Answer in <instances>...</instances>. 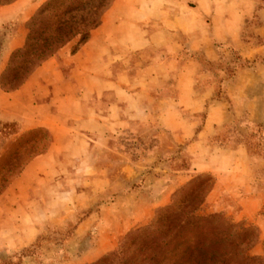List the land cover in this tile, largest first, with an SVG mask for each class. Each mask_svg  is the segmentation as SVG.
I'll return each mask as SVG.
<instances>
[{"label":"rangeland","instance_id":"1","mask_svg":"<svg viewBox=\"0 0 264 264\" xmlns=\"http://www.w3.org/2000/svg\"><path fill=\"white\" fill-rule=\"evenodd\" d=\"M14 1H0V8ZM47 1L40 0L27 18L25 0L17 11L0 14V74ZM224 1L214 0L216 7ZM250 3L245 11L242 2L238 13L215 10L216 21L237 17V24H212L211 14L191 13L189 32L197 38L190 42L183 34L178 43L157 48L192 64L184 99L172 100V76L151 62L156 48L133 52L122 63L127 119L103 133L80 128L63 113L59 136L65 145L53 146L56 136L40 121L34 103L25 109L18 100V108L37 120L23 129L20 119H0L14 121L10 130L16 131L0 133V196L13 192L26 165L42 167L39 157L47 153L62 167L50 168L46 184L34 189L44 201L25 215V244L17 237L24 230H13L10 245L0 247V264H142L151 250L138 252L125 236L153 223L156 210L197 178L202 202L192 201L190 208L199 216L214 215V221L224 219L222 224L234 225L230 232L250 228L243 241L255 235L253 241L238 251L264 264V0ZM84 10L70 13L71 24L79 15L87 18ZM79 39L75 35L64 46L73 52L87 38ZM36 67L16 89L0 90L18 91ZM169 106L177 114L172 122L162 115Z\"/></svg>","mask_w":264,"mask_h":264},{"label":"crops","instance_id":"2","mask_svg":"<svg viewBox=\"0 0 264 264\" xmlns=\"http://www.w3.org/2000/svg\"><path fill=\"white\" fill-rule=\"evenodd\" d=\"M21 1L1 7L0 14L17 11ZM39 2L25 0V18ZM242 2L245 11L249 10L250 0H225L223 4L217 2L219 7L214 0H112L103 11L100 23L75 51H68L69 44L63 46L42 61L18 91L4 93L0 90V119H20L23 129L30 128L37 118L19 109L17 103L22 100L25 109L34 103L40 121L48 123L56 136L57 142H53V146L65 145V137L59 136L63 126L60 115L63 113L75 118L76 126L96 134L103 133L111 125H121L127 119L122 99L123 83L126 82L123 65L130 55L146 46L157 49L176 44L183 34L190 42L196 39L197 33L189 32L191 13L202 17L211 14L212 24H237V17L235 20L226 17L222 22L216 21L214 12L218 9L238 13ZM20 43L19 37L17 44ZM172 56L157 49L150 59L172 76V100L184 99L191 85L192 64L189 61L178 63ZM162 115L172 117L165 120L172 122L177 114L174 107L169 106ZM132 117L136 116L133 114ZM42 159L45 163L37 170V163L26 165L19 180L13 183V192L0 196V247L10 245L14 238L13 230H24L23 235L17 234V237L25 240V215H32L30 206L44 201V198L33 195L34 189H41L46 184L44 178L50 173V168L62 167L50 153L39 157V161Z\"/></svg>","mask_w":264,"mask_h":264},{"label":"trees","instance_id":"3","mask_svg":"<svg viewBox=\"0 0 264 264\" xmlns=\"http://www.w3.org/2000/svg\"><path fill=\"white\" fill-rule=\"evenodd\" d=\"M111 1H47L31 19L23 46L11 51L0 74V88L6 91L16 89L30 73L31 67L38 66L75 35L79 36V42H83L89 31L99 24ZM83 10L87 18L79 15L77 24H71L75 15L70 13H82ZM13 125L14 121L0 122V133H16L10 130ZM199 183V178L191 180L176 199L156 210L153 223L125 236V240L132 242L138 252L142 248L151 250L148 258L143 257L145 262L142 264H259V257L238 251L240 246H249L253 241L255 235L243 241L250 228L238 227V230L230 232L234 225L222 224L224 219L214 221V215L199 216L194 213L195 208H190V202H202Z\"/></svg>","mask_w":264,"mask_h":264}]
</instances>
